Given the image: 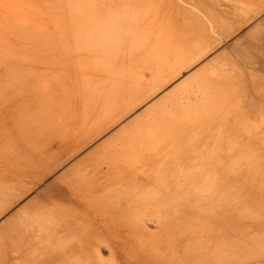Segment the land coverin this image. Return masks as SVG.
<instances>
[{"label":"rangeland","instance_id":"1","mask_svg":"<svg viewBox=\"0 0 264 264\" xmlns=\"http://www.w3.org/2000/svg\"><path fill=\"white\" fill-rule=\"evenodd\" d=\"M172 1L173 0H0V13L5 11V15L4 13L0 14V154H2V156L8 154L7 156H5V159L7 158L6 160L0 158V165L2 164L0 167V218L9 216L15 210H19L20 212V210H23L25 208L23 212H27V210L28 212H30L31 210L36 208L33 212H30L32 214H27L24 212L23 217H21V215L23 214L21 211V214L19 213L18 215V217H21V220L20 218L18 220L22 221L24 217L27 218L28 216L26 221L28 219H33V221L36 223H34L36 225L34 226L36 228H38L37 226H39L37 231H34L33 229L35 228L33 224V227L31 225L30 227L27 226L29 225V222L31 224V220H28L26 222L29 236L32 238L30 239V237L28 238L27 236V255L17 253L18 260H23L26 258L29 259L33 264H37V262L38 264H50L52 260H56V254L51 253H57L59 250H61V248L65 250V247L67 246L69 247L67 249L68 251L73 250L72 245L76 238L75 234L77 232L90 229L93 226H97L109 217H127L130 213H127V211L123 210V207L127 202H143L146 200L152 201L153 197V200H155V198L157 200L158 196L156 195L158 194L154 193L155 188L154 190H151V187L155 182L154 187H156V185L159 186L158 183L161 184L160 186L164 184L165 186L163 185V188H166V186H169L170 188L171 186V189L167 188L169 192L171 190L173 191V189L176 188L178 190V193H181L180 195H178L179 197L177 195H174L172 198H174L173 200L176 199L177 202H179L182 209L181 213L184 216H181V220L183 221L182 223L180 219L178 220L180 223L178 224L179 229L182 227L180 230L181 234H186V237H188L193 233L191 237H188L190 240L186 238V242L182 241V244L185 247L189 245L188 248L186 247L187 250L190 251L189 248L191 249V247L194 246H191V243L193 242L194 238L197 240L198 236L201 238L199 239L198 237L199 241H203V244L205 243L204 245H206L205 240L207 241V244H209L208 246L206 245L207 247L204 246L203 248L202 243L201 247L200 243L199 245L198 243H196V245L198 246L195 249H198V251L195 252H197V254L200 253L199 257H203L205 259H200L199 262L197 260H194L193 262H191L192 264H206L208 261L209 262L207 264H210V261L211 264L264 263V229L261 227V225L263 224V216H261L260 214H255L257 216L256 218L254 217L244 220V224L248 226L247 229L232 227H228L227 229H224V227L221 228L219 226L222 225L218 224L217 219H205L201 217L202 214H199V212H202L203 208L206 207V205L203 206V204L200 203H191L193 200V189L192 187L191 189L190 187H188L191 184L190 178L187 189L186 186H182V183H187L183 182L186 178L182 179V177L180 176L176 177L175 173H168L165 169H153L154 174L159 173L164 177V179L159 181L158 179L152 178V174L150 176H147V170H151L150 165L145 164L146 166L144 169H140L137 166V164L141 162L142 156H153L156 153V155L162 154V156H167V141L170 139L175 140L177 138H182L183 134L185 133V128L190 129V126L193 125L192 123L194 121L198 122L199 119H217L219 114H222L230 107V100L232 94L235 92H237L243 98V101L248 110H256V113H258L264 109V0ZM9 12L11 15H6ZM19 19L21 20L19 21ZM30 19L31 21H29ZM37 19L40 20L43 25ZM25 20L27 22H23ZM18 25L20 26V28L18 27ZM22 25L25 26L23 27ZM177 26L179 29L177 28ZM21 27L23 29H21ZM39 30H41V32ZM10 31L12 32L10 33ZM131 36L133 37L132 39ZM9 38H12L13 41ZM126 38H128L129 41ZM260 39H263V42ZM1 41H4L5 43ZM131 44L133 47L129 50V46ZM104 47H108L110 52L107 48L106 50H104ZM58 50L61 51L58 52ZM193 50H196V53ZM187 51L188 53H186ZM190 51L195 56V59L193 58V61L197 60L198 56L200 58L203 54L204 57H202L201 60H197V63L194 62L195 64H192L191 62L193 61H187L188 59L192 58V56H190L192 55ZM199 52L200 55L198 54ZM205 52L208 53L205 54ZM139 56L141 58H139ZM92 58L94 59L92 60ZM138 58L141 60H138ZM184 59L187 61V64L185 63L184 66H190L189 63L193 65V67H189V70L183 66L182 61L184 62ZM111 60L113 61V63ZM74 62L76 63L73 64ZM118 62L121 63L118 64ZM122 63H124L125 65ZM178 64L180 68L177 67ZM176 67L177 69H179L177 70ZM73 69L75 72L73 71ZM174 69L177 70V72H180L181 69H183L184 71H181L182 73L178 75V78H176V76H172V78L174 79H171L172 81L165 84L166 86L163 87L162 84H164V81L168 79L170 80L171 78V76L170 78H168V76L166 79L165 77L168 75L170 70L173 71ZM175 70L174 73H171L177 74ZM191 71H193V73L191 74L193 76L191 77L190 75L189 79L186 82L175 87L176 81L182 76L189 74ZM78 72L80 75L78 74ZM108 72L109 74L111 73L112 75L113 73L114 75H108ZM82 74H86L87 76L89 75V78L92 77V74L93 77L95 76L94 78H96V80L93 82L94 79L92 80L90 78L88 82V77L86 75L82 76ZM94 74L99 75L97 76ZM119 74L121 75V77L119 76ZM81 76L84 78H81ZM103 76H107V78L111 77V81L113 80V82L108 80L110 78H106L107 82H105L106 79ZM73 77L76 79H74ZM63 78L66 79L65 81L68 80L67 82L62 81L65 83L64 86H62L63 83L60 82L61 80H63ZM79 78H81L80 82L78 80ZM114 78L116 80L118 79L117 82L124 81L125 83L122 82L123 84L121 85L120 83L116 84ZM82 79L84 80V85L82 83ZM98 80L102 81L99 82V85H97L98 83L96 84L98 87H102L103 85L108 87L112 83L111 87L114 86L115 88L111 89H113V93L117 92V94L114 93L116 97H114V95L112 94V90L109 92L108 89H110V86L107 89L105 87L103 89L105 92H107V96L103 94L104 91L101 89V87L96 88L94 84L95 82H98ZM90 81H92L93 84ZM54 82H57V84L59 85L57 86V88L60 91L56 88V86L54 85L56 83ZM77 82L79 83V85ZM52 84L54 86L53 88ZM86 84L88 85L87 87L92 85V88L90 87L89 89H87V87H84L86 86ZM65 85L67 87V89H65L67 93L70 89V85L74 86L71 87L72 89L78 88L77 92L75 89L72 90L75 92H72L70 90V94L68 93V95L66 94V91L63 90L62 92L65 91V93L62 94L66 95H64L65 97H67V99L65 98L66 100L62 99L64 98V96L61 95L60 89H64L63 87H65ZM122 85H124L123 87H125V89L123 87L117 88ZM160 85H162V87L161 90L159 89L158 91V88L156 87H159ZM82 86L84 87L83 91L88 92V95L90 93V96H95L90 97L87 95V93L85 94L83 91L80 92L81 88L79 87ZM38 88L40 89V91ZM54 88L57 90H55ZM93 88H95L96 91L101 89L102 92H92ZM51 89L55 91L52 92ZM114 89H116V91H114ZM119 89H124L123 91H127L129 94L127 92L121 93ZM153 89H155L156 92L158 91V93H152L151 96L149 94L150 92H154ZM90 90L91 92H89ZM78 91L80 93H78ZM71 93H73V97ZM162 93H164V97L160 95ZM77 94H81L82 97L78 95V99ZM111 94L112 96H110ZM36 95L37 97L35 99L34 97ZM74 95L76 96L75 98L77 99V101L80 100V97L84 99L82 100V105H78L80 104L81 100L79 102H76V100H74V103ZM102 95L103 98H101ZM38 96L42 97L39 98ZM83 96L86 98H83ZM109 96L110 98H114L110 99ZM157 96L161 97L160 100L162 99V102L159 101L160 103H158L159 99ZM28 97H32L30 98L31 100L28 101ZM43 97H45V99ZM147 97L149 98L147 99ZM94 98L101 99H96L98 101H95ZM107 98L111 101H108V107L106 106L107 104H105L106 107L98 105L97 102L103 105L106 102ZM156 98L157 100H155ZM71 99L73 102H71ZM93 99L95 102L93 101ZM60 100H62V102ZM88 100L90 102H93L86 103L87 108L82 109V107L85 105V101L87 102ZM102 100L104 101V103H102ZM136 100L138 101L136 102ZM44 101H46L47 104ZM52 101L55 103L54 109L53 105L51 104ZM59 101L60 103H58ZM131 101L136 102L133 105L138 103L140 105H137L138 107L136 106V109L133 108L134 110H132V107L134 106L131 105ZM141 101L142 103H140ZM63 102H65L64 105L66 106L64 107L66 111L68 109H71L70 111L68 110V112L65 111L66 113H69V115L65 114V112H63V114L61 113V110H65L61 109V107L63 106ZM128 102H130V104ZM153 102L154 105L152 107L151 105L153 104ZM49 103L51 105H49ZM68 103L72 104L70 105V108H68ZM94 103L95 105H93ZM96 103L97 107H95ZM125 103H128L126 107H124ZM22 104L23 106H21ZM40 104L42 107L40 106ZM58 104H61V107ZM91 104L92 108L90 110L89 107L91 106ZM56 105H58L61 110H59L58 106ZM34 106L38 107L34 109ZM148 106L151 109H149ZM123 107L125 108L124 111ZM37 108H39V110L40 108H42L40 110V112L42 111L41 114L40 112L36 113ZM45 108L49 109L46 110ZM55 108L58 110H55ZM141 108L145 109L143 110V114L139 112V110H142ZM30 109H32V112ZM72 109H74L73 112ZM81 109L83 112L81 111ZM29 110L30 113H28ZM88 110H90L89 113L87 112ZM128 110L129 112L131 111V113H129ZM158 110H163L164 113L158 116L160 114L156 113ZM50 111L53 113H51ZM126 111L128 112L127 115L125 114L127 113ZM135 111L139 112L140 114ZM26 112L28 114L25 115ZM33 112L36 114H34ZM74 112L77 116L74 114ZM90 112H95L94 115L96 113L99 115L96 114L94 116L92 115L93 113L91 114ZM72 113L74 114V118ZM58 114L60 115V117L58 116ZM80 114L86 116L81 117L82 115ZM87 114H89V116ZM123 114H125V116ZM141 114L142 116H140ZM39 115H41V117H39ZM48 115L52 120L48 118ZM53 115L56 117H54ZM63 115L66 118H68L69 116V118L65 119ZM121 115H123V118L121 117ZM137 115H139L141 118L136 119L135 117H137ZM128 118H135L136 120L133 121L132 119L133 123L132 121L130 123H132L133 125L129 123L131 126L127 125V128V126H125V123H128L130 121L128 120ZM26 119L28 120V122L31 121L29 122V125L27 124L28 128L29 126H31V131L32 125L34 123L35 126H33V128L36 127L37 129H33V131L36 130L35 132H29L32 135L34 133L36 139L34 138V136L32 138V135L29 134V136H26L28 137L27 139H29L27 142L24 140V132H28L27 127H25L27 125L24 122L26 121L27 123ZM37 119L40 122L36 121ZM44 119L48 120L44 122ZM154 119H156L155 123L153 121ZM157 119H160V123L157 122ZM18 120L22 122H18ZM41 121L47 123L51 127L46 124L44 125L43 123H41ZM113 121L116 123L113 124ZM145 121H147V123ZM41 124L42 127H40ZM52 124L54 125V128ZM143 124H145L144 127ZM78 125H80L81 127ZM45 126L48 127V129H46ZM24 127L26 131L23 130ZM17 128H22L23 131ZM42 129L44 130V132H41ZM45 129L47 133L45 132ZM58 129L60 131H58ZM19 130L22 132H20L21 134L24 133L22 135L24 138L19 133ZM38 130H40V132L43 134H41ZM56 132H59V136ZM35 133L41 135L38 136V134ZM116 133L119 136L116 135ZM113 135H115V139L111 138L113 137ZM12 136H14V141L10 139L13 138ZM51 136H53L54 138ZM5 137L9 138V140L4 139ZM15 137L17 139H15ZM3 140H8L10 144L4 143L5 141ZM120 145H122L123 147ZM134 145H139V149L137 148L136 152H133V150H131L132 147L135 148ZM117 146L118 148L116 149L115 147ZM15 147H18L17 150L15 149ZM119 147L121 148V150L122 148L123 150H131L132 152H130V154H134V156L132 155L133 160H128L129 158H126L127 154L125 153L128 152L126 150L124 156H121L122 152ZM107 151L109 152V154L112 153L113 155L115 153L121 152L119 156L125 157V160H123L124 158H118L119 156H113L112 154L110 155H112L113 157L109 154L107 155ZM4 152L6 153L4 154ZM102 152H105V154H103ZM91 153L92 155H90ZM94 153H97L98 155ZM102 155H104V158ZM90 156H94V158H101H95L96 160L94 158L91 159L93 161L95 160V162L92 163L94 166L91 165L90 169H88L89 166H87L86 163L88 162L87 160H90ZM116 157L120 159V164L118 163ZM162 158L164 160V157ZM107 159H113V161L116 162V167H114L117 170L114 167L109 168L107 166ZM100 162H102V165H100ZM122 165L124 166L122 167ZM98 167L99 170L97 169ZM132 168L134 169V171ZM83 169H85L86 171L79 172ZM94 169H97L98 171L96 170L95 174H92L93 177H91L89 181V174L86 172L88 170L92 171ZM111 171L114 173H112ZM107 173L110 174L108 175ZM81 174L85 179L81 177V179L78 178V176H82ZM61 176H65L66 179L62 178ZM60 177L62 178V181ZM73 177H76L78 179L74 181L75 183H71L74 179ZM112 177L114 178L112 179ZM151 178L155 181L152 182ZM172 178L175 179V183L174 181H172ZM166 179L167 181H165ZM85 181H87L86 184L84 183ZM169 182L171 183L169 184ZM165 183L169 185H166ZM55 184L59 186L57 188H66L68 197L65 200L61 201L57 199V195L59 196L57 191H53L52 193H50V196L46 195L48 197H46L48 200H46V198L37 200L39 195L45 193V189ZM179 185L184 187V189H182V187H180ZM163 188L157 187L158 191L162 192V194L165 193L166 190L165 189L163 191ZM186 189L188 191H185ZM168 190L166 192L167 194L169 193ZM152 192L153 194H151V196L148 195ZM53 194L57 195L54 196ZM182 195V200L184 201L180 200V197ZM184 195H187L186 199ZM59 198L64 197L59 196ZM169 198L171 197H168L166 199L170 200ZM187 200L189 201L188 203ZM33 202L35 206L33 204V206L31 205V203ZM37 202L38 204L40 203V205H38ZM183 203L186 207L182 205ZM191 204H193L194 207H192L193 205ZM196 204H198V206ZM190 207L194 210L190 209ZM43 209L44 211H42ZM50 210L52 212H50ZM185 210H187L188 212ZM183 212H185V214L187 215H185ZM165 213L170 214V216L173 215L169 212ZM31 215H33V217H31ZM131 216L132 215L130 214V217ZM133 216H135V214ZM162 216H168L170 218V216L164 214V212L162 213ZM193 216L196 218L193 219ZM214 216L215 214H213L212 217ZM183 218H185V220L190 219L188 224L186 222V226H181L185 222ZM20 221H17V227L15 231L18 243L19 240L20 243L23 242L26 237H24V233L21 232L22 224ZM193 221L196 222H194L193 224ZM198 221L200 224L197 223ZM211 222H213L214 224ZM226 222L228 224L230 223V221ZM231 223H233V221H231ZM208 224H212V226L208 228ZM68 225H72L70 230H72L73 232H68ZM146 225V227L153 232H155V229H157L156 226H154L153 222L148 221ZM257 225H259L260 227H257V229H255ZM40 227L45 228L44 230H46V233L45 231L43 232V228ZM190 227L191 229H189ZM199 227L202 228V230H199ZM208 229H210L209 233L211 234L207 235L208 237L205 235V237L202 233L208 232ZM196 230H199L195 234V236L197 237L194 236ZM223 231H225V234L227 233V238L226 235L224 236V242L227 243V246L224 245V249L226 246V249L228 250H226L224 253L228 254L224 255L222 253V256H220L219 253L221 251L219 248V244L220 238H222L221 234L224 233ZM240 232H248L250 234L241 235ZM33 235L36 237H34ZM35 238L36 240L38 239L37 243L34 242L36 241L34 240ZM211 240L214 241L211 242ZM32 241L35 244H32ZM63 242L64 245L62 246ZM209 242H211V244L213 245L212 248ZM66 243L68 244L66 245ZM50 248L51 250H49ZM45 249L48 250L45 251ZM209 249H212V252L209 251ZM67 250L65 252L68 253L67 257H69V252ZM107 250L108 249L103 248L102 251L103 254L105 253V258H108L109 256V251L107 252ZM206 250H208V252H211V254L206 255ZM43 252H48V256L46 254H43ZM72 254L74 253L70 251L71 257L73 258L75 256V259L72 260L76 261L79 256L76 254ZM194 256H192V259H196L197 255L195 257ZM43 258H45L46 262H44V260H41ZM37 259L38 261H36ZM79 262H81V259L79 260ZM110 263V261L109 263L107 262V264Z\"/></svg>","mask_w":264,"mask_h":264},{"label":"bare ground","instance_id":"2","mask_svg":"<svg viewBox=\"0 0 264 264\" xmlns=\"http://www.w3.org/2000/svg\"><path fill=\"white\" fill-rule=\"evenodd\" d=\"M174 1V0H173ZM172 1V2H173ZM170 3H171V1H170ZM169 4V3H168ZM168 4H167V6H168ZM174 4V3H173ZM171 6H173V5H171ZM166 9H168V8H166ZM172 10H173V8H172ZM1 11V10H0ZM8 11V10H7ZM175 11V10H174ZM5 12V11H4ZM4 12H1V13H4ZM97 12H99V11H97ZM168 12V11H167ZM0 13V14H1ZM7 13V12H6ZM170 13V12H169ZM10 14V12L8 13V14H6V15H9ZM95 14V13H94ZM4 15H5V13H4ZM11 15V14H10ZM97 15V14H96ZM95 15V16H96ZM1 16V15H0ZM18 16V15H17ZM16 16V17H17ZM20 16V15H19ZM171 16V15H170ZM3 17V16H2ZM23 17V16H22ZM95 18H97V17H95ZM21 19H24V18H21ZM21 19H19V21L21 20ZM39 19V18H38ZM37 19V20H38ZM5 20V19H4ZM14 20V19H13ZM2 21H3V19H2ZM18 21V20H17ZM29 21H31V19L29 20ZM39 22H41L40 20H38ZM23 22H27L26 20L25 21H23ZM35 22V21H34ZM180 22V21H179ZM31 23V22H30ZM42 23V22H41ZM13 24H15V23H13ZM12 24V25H13ZM40 24V23H39ZM1 25V24H0ZM4 25V24H3ZM27 25V24H26ZM41 25V24H40ZM42 25H43V23H42ZM183 25V24H182ZM6 26V25H5ZM15 26V25H14ZM23 27L25 26V25H22ZM34 26H35V24H34ZM18 27L20 28V26L18 25ZM40 27V26H39ZM36 28V27H35ZM177 28H178V26H177ZM7 29V28H6ZM21 29H23L22 27H21ZM33 29V28H32ZM40 29V28H39ZM179 29V28H178ZM15 30V29H14ZM20 30V29H19ZM216 30V29H215ZM16 31V30H15ZM23 31V30H22ZM22 31H19V32H22ZM25 31V30H24ZM40 32H41V30H39ZM43 31V30H42ZM182 31H183V29H182ZM185 31V30H184ZM214 31V30H213ZM12 31H10V33H11ZM26 32V31H25ZM116 32V31H115ZM114 32V33H115ZM121 32V31H120ZM119 33V32H118ZM117 33V34H118ZM123 33V32H122ZM183 33V32H182ZM21 34V33H20ZM25 34V33H24ZM124 34V33H123ZM23 35V34H22ZM113 35V34H112ZM135 35V34H134ZM10 36H12V35H10ZM121 36V35H120ZM127 36V35H126ZM125 36V37H126ZM263 36V35H262ZM99 37H101V36H99ZM103 37V36H102ZM106 37V36H105ZM109 37V36H108ZM135 37V36H134ZM133 37L131 36V39H132ZM9 39H11L12 40V38H9ZM29 39H30V37H29ZM109 39V38H108ZM119 39H121V38H119ZM128 41H129V39L128 38H126ZM264 39V38H263ZM263 39H260L261 41L263 40ZM115 40V39H114ZM126 40V41H127ZM259 40V41H260ZM8 41V40H7ZM13 41V40H12ZM102 41V40H101ZM109 41V40H108ZM125 41V42H126ZM131 41V40H130ZM137 41V40H136ZM135 41V42H136ZM260 41V42H261ZM1 42H4V41H1ZM118 42V41H117ZM132 42V41H131ZM263 42V41H262ZM261 42V43H262ZM5 43V42H4ZM106 43V42H105ZM128 43V42H127ZM257 43V42H256ZM264 43V42H263ZM262 43V44H263ZM122 44V43H121ZM133 44H135V43H133ZM126 45V44H125ZM104 46V45H103ZM102 46V47H103ZM131 46V47H130ZM129 46V50H130V48H132L133 46H132V44ZM105 48V47H104ZM107 49H108V47H106ZM106 48L104 49V50H106ZM114 48V47H113ZM124 48H126V47H124ZM99 49H101V48H99ZM119 49H121V48H119ZM128 49V48H127ZM182 49V48H181ZM261 49V48H260ZM103 50V49H102ZM103 50V51H104ZM109 50V49H108ZM107 50V51H108ZM183 50V49H182ZM192 50V49H191ZM57 51V50H56ZM61 50H58V52H60ZM116 51V50H115ZM122 51H124V50H122ZM194 51V50H193ZM198 51H200V50H198ZM63 52V51H62ZM61 52V53H62ZM109 52H110V50H109ZM119 52V51H118ZM185 52V51H184ZM191 52V51H190ZM190 52H189V54H190ZM195 53H196V50L194 51ZM115 53V52H114ZM186 53H188V51L186 52ZM208 52H205V54H207ZM56 54V53H55ZM191 54L192 55H190V56H192V58H190V59H188L187 57V61H189V62H191V61H193V58L195 59V56H194V54L191 52ZM199 55H200V52L198 53ZM198 54H196V55H198ZM110 55V54H109ZM113 55V54H112ZM186 55H188V54H186ZM202 55V54H201ZM93 56V55H92ZM116 56H118V55H116ZM202 57H204V54L199 58V56H198V58H197V56H196V58H197V60H201V58ZM139 58H141L140 56H139ZM138 58V60H141V59H139ZM94 58H92V60H93ZM113 59H114V57H113ZM116 59H118V58H116ZM124 59V58H123ZM122 59V60H123ZM136 59H137V57H136ZM184 59V60H185ZM89 60V59H88ZM182 61V63H183V66H184V64L186 63L187 64V61ZM197 60H194L193 62H191L192 64H195V63H197L198 61ZM110 61V60H109ZM112 61V60H111ZM137 61V60H136ZM197 61V62H196ZM116 62V61H115ZM122 62H125V61H122ZM195 62V63H194ZM63 63V62H62ZM70 63V62H69ZM76 62H74L73 64H75ZM78 63V62H77ZM112 63H113V61H112ZM119 63H121V62H118V64ZM207 63H209V62H207ZM91 64V63H90ZM122 64H124V63H122ZM137 64V63H136ZM181 64V63H180ZM192 64H190L189 63V65L190 66H188V65H186V66H184L186 69H188L189 70V67L191 68V66L193 67V65ZM59 65V64H58ZM71 65H72V63H71ZM112 65V64H111ZM115 65V64H114ZM125 65V64H124ZM68 66V65H67ZM76 66V65H75ZM75 66H73V67H75ZM120 66H121V64H120ZM182 66V65H181ZM187 66H188V68H187ZM177 67H179V64H178V66ZM177 67H176V69H177ZM180 68V67H179ZM178 68V69H179ZM71 69H72V67H71ZM76 69V68H75ZM106 69H108V68H106ZM177 69V70H178ZM175 70V69H174ZM174 70L172 71V70H170L169 71V73H168V75L165 77V79L168 77V78H170V76H171V78H170V80L168 79V80H166V81H168V82H166V81H164V84H162L163 85V87L164 86H166L165 84H167V83H169L170 81H172L171 79H174V78H172V76L173 77H175L176 76V78H178V75L180 74V73H182L181 71L183 70V69H181L180 70V72H177V70H175V72H177V74H172V73H174ZM68 71V70H67ZM72 71V70H71ZM73 71H74V69H73ZM80 71V70H79ZM184 71V70H183ZM186 71V70H185ZM75 72V71H74ZM81 72V71H80ZM110 72V71H109ZM109 72H108V75H111V73L109 74ZM111 72H113V71H111ZM172 72V73H171ZM67 73V72H66ZM69 73H70V71H69ZM73 73V72H72ZM78 74H79V72H78ZM88 74V73H87ZM117 74V73H116ZM184 74V73H183ZM76 75V74H75ZM80 75V74H79ZM84 75H86V74H84ZM83 74H82V76H84ZM89 75H90V73H89ZM88 75V76H89ZM94 75H97V74H94ZM99 75V74H98ZM97 75V76H98ZM101 75V74H100ZM102 75H105V74H102ZM112 75H114L113 73H112ZM111 75V76H112ZM182 75V74H181ZM191 75V74H190ZM61 76V75H60ZM63 76V75H62ZM81 76V78H84V77H82ZM87 76V75H86ZM87 76V77H88ZM91 76L93 77V75L91 74ZM119 76L121 77V75L119 74ZM193 75H191V77H192ZM74 77H78V76H74ZM73 77V78H74ZM92 77H90L92 80H93V82L96 80V78H92ZM100 77V76H99ZM103 77H105V79L107 78V76H103ZM114 77V76H113ZM117 77V76H116ZM186 77H188V76H186ZM185 77V78H186ZM209 77V76H208ZM224 77H225V75H224ZM81 78H79L78 80H79V82H80V80H81ZM90 78L88 77L87 79H88V82H89V80H90ZM108 78H110V79H108ZM107 79L109 80V81H111V77H108ZM176 78H175V80H176ZM183 78V77H182ZM181 78V79H182ZM184 78V79H185ZM217 78V77H216ZM62 79V78H61ZM71 79H72V77H71ZM74 79H76V78H74ZM73 79V80H74ZM101 79V78H100ZM107 79H106V81L105 82H107ZM113 79V78H112ZM115 79V78H114ZM119 79H121V78H119ZM60 80V79H59ZM58 80V81H59ZM66 79H64L63 78V80H61L60 82H62V81H65ZM70 80V79H69ZM73 80H71V81H73ZM103 80V79H102ZM118 80V79H117ZM117 80L115 79V81H116V84L117 83H120V85L121 84H123L122 82H124V81H119V82H117ZM122 80H123V77H122ZM188 80V79H187ZM32 81V80H31ZM68 81V80H67ZM67 81H65V82H67ZM75 81V80H74ZM77 81V80H76ZM108 81V82H109ZM114 81V82H115ZM84 82V80L82 79V83ZM87 82V83H88ZM90 82H92V81H90ZM93 82H92V84H93ZM99 82H102V81H100V80H98V82H95V87L96 88H100V87H98L97 85H99ZM111 82H113V80L111 81ZM166 82V83H165ZM182 82V81H181ZM27 83V82H26ZM54 83H56L57 84V82H54ZM63 83V85L62 86H64V82H62ZM69 83H71V82H69ZM72 83H74V82H72ZM76 83V82H75ZM78 83V82H77ZM98 83V84H97ZM110 83V82H109ZM125 83V82H124ZM183 83V82H182ZM56 84H54L55 86H56V88H57V86H59L58 84L56 85ZM89 84V83H88ZM97 84V85H96ZM112 84V83H111ZM111 84L109 85L110 86V89H108L109 90V92L111 91L112 92V94L114 95V93H116L117 94V92H114L113 93V89H111V88H115L113 85V87H111ZM180 84V83H179ZM24 85H27V84H24ZM31 85V84H30ZM78 85H79V83H78ZM83 85H84V83H83ZM91 85V84H90ZM93 85V86H94ZM102 85V84H101ZM119 85V84H118ZM162 85H160L159 87H156V88H158V91H159V89L161 90V87H162ZM29 86V85H28ZM62 86H60V87H62ZM68 86V85H67ZM73 86V85H72ZM71 85H70V89L68 90V93L70 92V90L72 91V90H74V89H72L71 87H72ZM81 86V85H80ZM88 85L86 84V86H84V87H87ZM92 86V85H91ZM91 86H89V87H87V89H89ZM108 86V87H109ZM115 86H117V85H115ZM124 85H122V86H119V87H117V88H121V87H123ZM177 86V85H176ZM175 86V87H176ZM51 87V86H50ZM54 86H53V84H52V88H53ZM59 87V88H60ZM65 87H66V85H65ZM65 87H63L64 89H62V88H60L61 89V95H63L62 93H65V89H67V87L65 88ZM74 87V86H73ZM78 87V86H77ZM76 87V88H77ZM84 87L82 86V87H79V88H81V91L80 92H82L83 90H84ZM103 87V88H102ZM101 87V89L103 90L104 89V87L107 89L108 87H106V86H102ZM25 88H27V87H25ZM42 88V87H41ZM92 88V87H91ZM116 88V89H117ZM124 89H125V87H123ZM33 89V88H32ZM39 89V88H38ZM50 89V88H49ZM55 89V88H54ZM58 89V88H57ZM57 89H55V90H57ZM86 89V90H87ZM101 89H99L98 91H101ZM105 89V90H106ZM116 89H114V91H116ZM124 89H119L120 91H121V93L123 92V93H126L127 91H123ZM35 90V89H34ZM52 90V89H51ZM55 90H52V92L53 91H55ZM59 90V89H58ZM63 90H65L64 92H62ZM76 90V92H77V90H78V88L77 89H75ZM80 90V89H79ZM118 90V89H117ZM126 90H127V88H126ZM131 90V89H130ZM130 90H129V92H130ZM154 90V92H150V94L149 95H151L152 96V93L154 94V93H158V91L156 92V90L155 89H153ZM152 90V91H153ZM39 91H40V89H39ZM42 91V90H41ZM46 91V90H45ZM60 91V90H59ZM98 92V91H96L95 90V88H93L92 89V92ZM104 91V90H103ZM44 92V91H43ZM42 92V93H43ZM72 92H75V91H72ZM79 91H78V93H80ZM85 94L87 93V95H88V92H85V91H83ZM89 92H91V90L89 91ZM102 92V91H101ZM142 92V91H141ZM60 93V92H59ZM68 93H67V91H66V94L68 95ZM100 93V92H99ZM119 93V92H118ZM128 93V92H127ZM145 93V92H144ZM48 94V93H47ZM46 94V95H47ZM56 94V93H55ZM58 94V93H57ZM70 94V93H69ZM72 94V97H73V93H71ZM85 94H84V96H85ZM94 94V93H93ZM96 94V93H95ZM98 94V93H97ZM103 94L105 95V96H107V92H103ZM112 94L110 95V96H112ZM129 94V93H128ZM49 95V94H48ZM65 95V94H64ZM63 95V96H64ZM75 95H76V93H75ZM74 95V98L76 97ZM81 96V94H77V96ZM123 95V94H122ZM148 95V96H149ZM161 95V94H160ZM60 96V95H59ZM66 96V95H65ZM64 96V98H62V99H67V97H65ZM79 96L77 97L78 99H79ZM83 96V98H86V97H84ZM88 96H90V93H89V95ZM88 96H87V98H88ZM95 96V95H94ZM94 96H90V97H94ZM104 96V97H105ZM110 96H109V98H110ZM124 96V95H123ZM155 96V95H154ZM165 95L163 94V97H164ZM34 97V96H33ZM36 97H37V95L34 97L35 99H36ZM39 97V96H38ZM42 97V96H41ZM41 97H39V98H41ZM46 97V96H45ZM45 97H43L44 99H45ZM50 97V96H49ZM56 97V96H55ZM58 97V96H57ZM62 97V96H61ZM60 97V98H61ZM69 97H70V95H69ZM71 97V98H72ZM82 97V96H81ZM80 97V100H78L77 101V99L75 98V99H73V101L74 100H76V102H79L80 101V104H78V105H82L81 103H83V101L82 100H84V99H82ZM97 97V96H96ZM98 97H99V95H98ZM114 97H116V95H114ZM114 97H111L110 99H113ZM150 97V96H149ZM149 97H147V99L149 98ZM158 97V96H157ZM27 98V97H26ZM29 99H28V101L29 100H31L30 98H32V97H28ZM101 98H103V95H102V97ZM101 98H99V99H101ZM123 98V97H122ZM125 98H126V96H125ZM160 98L161 97H158V103H160L159 101H161L162 102V99L160 100ZM50 99V98H49ZM55 99V98H54ZM65 99V100H66ZM95 99V98H94ZM94 99H93V101H94ZM96 99H98V98H96ZM95 99V101H98V100H96ZM110 99L108 100V98H107V100H106V102L104 103V101L102 102V103H104L103 105L102 104H99V102H97L98 103V105H101L102 107H108V105L109 104H107V103H109L108 101H110ZM23 100V99H22ZM51 100H53V99H51ZM59 100V99H58ZM86 100V99H85ZM89 100H92V99H89ZM85 101V105L83 106V107H85V108H83L82 107V109H86L87 108V105H86V103H91V102H93V101ZM105 100V99H104ZM125 100V99H124ZM145 100H146V98H145ZM155 100H157V98L155 99ZM27 101V100H26ZM35 101V100H34ZM39 101V100H38ZM61 102H62V100H60ZM60 101L58 102V103H60ZM70 101V100H69ZM72 101V99H71V102H73ZM94 101V102H95ZM138 100H136V102H137ZM24 102V101H23ZM41 102V101H40ZM45 103H46V101H44ZM56 102V101H55ZM111 102V101H110ZM132 102V101H131ZM135 101L134 102H132L131 103V105H133L134 103H136ZM191 102H193V101H191ZM30 103V102H29ZM47 103H48V100H47ZM46 103V104H47ZM51 103V102H50ZM49 103V105H53V109H54V105H55V103L52 101V103L50 104ZM57 103V102H56ZM74 103H75V101H74ZM97 103H96V106L95 107H97ZM100 103H101V100H100ZM129 104H130V102H128ZM127 103V104H128ZM140 103H142V101L140 102ZM65 104V102H63V106L62 107H64V106H66V105H64ZM105 104H107L106 106H105ZM127 104L125 103V106L124 107H126L127 106ZM157 104V103H156ZM29 105V104H28ZM42 105H43V103H42ZM58 105H60V107H61V104H58ZM58 105H56V106H58ZM68 105H69V107H68ZM68 105H67V107L68 108H70L71 106L70 105H72V104H70V103H68ZM74 105V104H73ZM93 105H95V103L93 104ZM137 105H140L139 103L138 104H135V105H133L134 107H132V110H134L133 108H135ZM142 105V104H141ZM153 105H154V102H153V104L151 105L152 107H153ZM21 106H23V104L21 105ZM39 106V105H38ZM38 106H36V107H38ZM40 106H41V104H40ZM55 106V107H56ZM150 106V105H149ZM149 106H148V108H149ZM19 107H20V105H19ZM35 106H34V109L36 108ZM42 107V106H41ZM46 107V106H45ZM50 107V106H49ZM60 107L58 106V109L59 110H61V109H65V107L64 108H62L61 107V109H60ZM94 107V108H95ZM123 107V108H124ZM129 107H130V105H129ZM128 107V108H129ZM138 107V106H137ZM23 108V107H22ZM44 108V107H43ZM52 108V107H51ZM90 108V110H91V108H92V104H91V106L89 107ZM93 108V109H94ZM127 108V109H128ZM29 109V108H28ZM42 108H40V110H41ZM46 110H48L47 108H45ZM44 109V110H45ZM52 109V110H53ZM58 109H56L55 108V110H58ZM77 109H78V107H77ZM82 109H81V111H82ZM136 109V108H135ZM142 109V108H141ZM149 109H151V108H149ZM31 110V112H32V109H30ZM30 110H29V112L28 113H30ZM39 110V108H37V110H36V113L37 112H40V110ZM51 110V109H50ZM69 110V109H68ZM68 110L66 111V109L63 111V110H61V113L63 114V112H68ZM71 110V109H70ZM69 110V111H70ZM73 110L74 109H72V112H73ZM90 110H88L87 112L89 113V111ZM125 110V108L123 109V111ZM129 110H131V109H129ZM129 110H128V112H129ZM143 110H145V109H142V110H139V112L140 113H144V111ZM22 111V110H21ZM24 111V110H23ZM26 111V110H25ZM34 111V110H33ZM78 111V110H77ZM105 111V110H104ZM121 111V110H120ZM142 111V112H141ZM161 111V112H160ZM158 110L156 113H160L158 116H160L162 113H164L163 112V110ZM42 112V111H41ZM41 112H40V114H41ZM46 112V111H45ZM51 112V111H50ZM65 112V114H67V115H69V113H66ZM79 112V111H78ZM83 112V111H82ZM85 112V111H84ZM122 112V111H121ZM127 112V111H126ZM128 112L127 113H125L126 115L128 114ZM135 112H137V111H135ZM139 112H137V113H139ZM22 113V112H21ZM27 112L25 113V115L26 114H28ZM34 113V112H33ZM32 113V114H33ZM36 113H34V114H36ZM51 113H53V112H51ZM56 113H58V112H56ZM81 113V112H80ZM91 113V112H90ZM93 113V114H92ZM91 114L92 115H94V113L95 112H92ZM129 113H131V111L129 112ZM139 113V114H140ZM39 114V113H38ZM37 114V115H38ZM48 114V113H47ZM50 114V113H49ZM54 114H55V112H54ZM64 114V115H65ZM74 114H75V112H74ZM74 114L72 113V115H73V118H74ZM78 114V113H77ZM97 114V113H96ZM95 114V115H96ZM103 114V113H102ZM106 114V113H105ZM125 114H123L124 116H125ZM142 114L140 115V116H142ZM37 115H35V116H37ZM46 115V114H45ZM63 115V117L65 118V119H68L69 118V116H68V118H66L65 116ZM76 115V114H75ZM80 115H82V114H80ZM79 115V116H80ZM88 116H89V114H87ZM94 115V116H95ZM97 115H99V114H97ZM123 115H121V117L123 118ZM133 115H135V114H133ZM145 115V114H144ZM143 115V116H144ZM54 116V115H53ZM58 116L60 117V115L58 114ZM77 116V115H76ZM84 115H82L81 117H83ZM86 116V115H85ZM84 116V117H85ZM139 115H137V117H135L136 119H139V118H141ZM39 117H41V115H39ZM38 117V118H39ZM46 117V116H45ZM54 117H56V116H54ZM53 117V118H54ZM91 117V116H90ZM97 117V116H96ZM145 117V116H144ZM48 118L49 119H51V117H49V115H48ZM87 118V117H86ZM92 118H94V117H92ZM133 119V118H131V119H129L128 118V120H130L128 123H125V126H131L130 124H132L133 123V121L134 120H136V119ZM41 119V118H40ZM58 119V118H57ZM60 119V118H59ZM89 119V118H88ZM119 119V118H118ZM132 119H133V121H132ZM144 119V118H143ZM22 120H24V119H22ZM27 120V119H26ZM29 120H32V119H29ZM45 120V119H44ZM48 120V119H47ZM47 120H45L44 122H46ZM52 120V119H51ZM120 120V119H119ZM158 121V123H160L159 122V120L160 119H157ZM36 121H39L38 119L36 120ZM116 121V120H115ZM118 121V120H117ZM132 121V123H130ZM154 121V123H155V121H156V119H154L153 120ZM18 122H22V121H19L18 120ZM25 122V124L27 125H29V122H31V121H29L28 122V120H27V123H26V121H24ZM33 122H35V121H33ZM40 122V121H39ZM43 121H41V123H43L44 125L46 124V125H48L47 123H44ZM51 122V121H50ZM49 122V123H50ZM146 123H147V121H145ZM38 123V122H37ZM36 123V124H37ZM56 123V122H55ZM114 123H116V122H114L113 121V124ZM130 123V124H129ZM136 123V122H135ZM145 123V124H146ZM149 123V122H148ZM12 124V123H11ZM25 124H23V125H25ZM39 124V123H38ZM54 124V123H53ZM52 124V125H53ZM83 124V123H82ZM82 124H80V125H82ZM145 124H143V127H144V125ZM10 125V124H9ZM18 125V124H17ZM21 125V124H20ZM22 125V126H23ZM28 125L27 126H25V127H27V130H28V132L26 133V132H24L25 133V138L22 136L23 134H21L22 132L21 131H23V130H25V127H24V129L22 130V128L20 129V128H17V129H20L19 130V133L21 134V136L24 138V140L27 142L29 139H27L28 137H26V136H29V134L31 133V132H35L37 129H36V127H34L36 130L35 131H33V126H35V123L32 125V131H31V126H29V128H30V131H29V128H28ZM80 125H78V126H80ZM124 125V124H123ZM133 125V124H132ZM19 126V125H18ZM49 126V125H48ZM128 126H127V128H128ZM136 126H139V125H136ZM14 127V126H13ZM39 127V126H38ZM40 127H42V124L40 125ZM46 127V126H45ZM49 127H51V126H49ZM81 127V126H80ZM142 127V126H141ZM12 128V127H11ZM16 128V127H15ZM53 128H54V125H53ZM52 128V129H53ZM83 128V127H82ZM46 129H48V127H46ZM46 129H45V132H46ZM126 129V128H125ZM124 129V130H125ZM10 131H11V129H10ZM26 131V130H25ZM39 132H40V130H38ZM37 131V132H38ZM48 131V130H47ZM50 131H51V128H50ZM57 131V130H56ZM58 131H60L59 129H58ZM123 131V130H122ZM122 131H121V133H122ZM5 132V131H4ZM30 132V133H29ZM38 132V133H39ZM41 132H44V130L42 129V131ZM40 132V133H41ZM124 132V131H123ZM38 133H35V134H38ZM47 133V132H46ZM57 134H58V136H59V132H56ZM118 133V132H117ZM116 133V135H118ZM120 133V134H121ZM6 134V133H5ZM41 134H43V133H41ZM41 134H38V136H40ZM55 134V133H54ZM19 135V134H18ZM30 135H32V134H30ZM45 135V134H44ZM61 135V134H60ZM21 136H19V137H21ZM33 136H34V133H33V135H32V138H33ZM54 136V135H53ZM53 136H51V137H53ZM114 136L115 135H113V137H111V138H114ZM119 136V135H118ZM7 137V136H6ZM4 138V139H8L9 140V138ZM9 137V136H8ZM13 138H10V139H14V136H12ZM36 136H34V138H35ZM50 137V136H49ZM48 137V138H49ZM117 137V136H116ZM22 138V139H23ZM47 138V139H48ZM54 138V137H53ZM55 138H56V135H55ZM15 139H17L16 137H15ZM36 139V138H35ZM115 139V138H114ZM8 140H6V141H8ZM23 140V141H24ZM34 140V139H33ZM108 140V139H107ZM106 140V141H107ZM3 141H5V140H3ZM4 142V143H9V141L8 142ZM14 141V140H13ZM16 141V140H15ZM19 141V140H18ZM21 141V140H20ZM17 142V141H16ZM121 142V141H120ZM123 142H125V141H123ZM122 142V143H123ZM13 143V142H12ZM17 143H19V142H17ZM30 143V142H29ZM33 143V142H32ZM10 144V143H9ZM14 144V143H13ZM20 144V143H19ZM34 144V143H33ZM6 145V144H5ZM8 145V144H7ZM15 145H16V143H15ZM28 145V144H27ZM31 145V144H30ZM29 145V146H30ZM123 145V144H122ZM122 145H120V146H122ZM136 145V144H135ZM134 145V147L136 148H131V150H133V152H136V150H137V148L139 147V145L138 146H135ZM14 146V145H13ZM20 146V145H19ZM21 146H23V145H21ZM114 146V145H113ZM112 146V147H113ZM124 146V145H123ZM122 146V147H123ZM18 148V147H17ZM17 148L15 147V149L17 150ZM116 149L118 148V146L117 147H115ZM14 149V150H15ZM119 149L121 150V148L119 147ZM118 149V150H119ZM139 149V148H138ZM110 150V149H109ZM117 150V151H118ZM126 149H124L123 150V148H122V150H121V152H118V153H115L114 155L115 156H119L120 155V153H121V156L123 155L124 156V153L126 152V151H128V150H126ZM131 150H129L128 152H126L125 154H127L126 155V158L128 159V160H133V156H134V154H130V152H132ZM108 152V151H107ZM1 153V152H0ZM3 153V152H2ZM6 152H4V154H5ZM8 153V152H7ZM93 153V152H92ZM92 153L90 154V155H92ZM103 154H105V152H102ZM114 153V152H113ZM3 154V155H4ZM12 154V153H11ZM94 154H96V155H98L97 153H94ZM109 154V152L107 153V155ZM110 154H112V153H110ZM109 154V155H110ZM128 154H130V155H128ZM152 154V153H151ZM157 154V153H156ZM153 155V156H150V155H145V156H142V160H141V162L139 163V164H137V166L140 168V169H144L145 168V166L146 165H150L151 166V170H147L148 171V173H147V176H150L151 174H152V178H155V179H158L159 181L160 180H162V179H164V177L162 176V175H160L159 173H157V174H154L153 173V169H158V170H163V169H165V166L163 165V164H167L168 163V160L166 159V157L167 156H162V154H158V155ZM201 154H202V152H201ZM206 154V153H205ZM209 154V153H208ZM217 154V153H216ZM1 156H0V158L1 159H3V160H6L5 159V156H7L8 154H6L5 156H2V154H0ZM113 155V154H112ZM112 155H110V156H112ZM113 155V156H114ZM133 155V156H132ZM164 155V154H163ZM189 155H191V154H189ZM223 155H225V152H224V154ZM103 156V158H104V155H102ZM112 156V157H113ZM187 156V155H186ZM192 156V155H191ZM206 156H208L207 154H206ZM211 156V155H210ZM227 156V155H226ZM226 156H224L225 158H226ZM3 157V158H2ZM89 157V156H88ZM91 157V156H90ZM111 157V158H112ZM116 157V158H117ZM162 157H164V160H163V158ZM197 157V156H196ZM201 157H203V155L201 156ZM205 157V156H204ZM203 157V158H204ZM209 157V156H208ZM217 157H219V156H217ZM221 157V156H220ZM223 157V156H222ZM221 157V158H222ZM94 158V156H92L91 158H90V160H87L88 162L86 163L87 164V166H89V168L88 169H90V167H91V165H93L92 163L93 162H95V160L96 159H100L101 157H95L94 159V161L93 160H91V159H93ZM102 158V159H103ZM107 158V157H106ZM105 158V159H106ZM108 158H109V156H108ZM115 158V159H116ZM118 158H124L123 160H125V157H118ZM117 158V161H118V163H119V161H120V159H118ZM186 158V157H185ZM191 159V158H193V157H189L188 156V159ZM203 158H201V160L203 159ZM215 158V157H214ZM177 159V158H176ZM180 159H182V158H180ZM190 159L189 160H187L188 162L190 161ZM197 159V158H196ZM207 159V158H206ZM211 159L212 158H210V161H211ZM224 159V158H223ZM16 160V159H15ZM108 160V159H107ZM175 160V159H174ZM200 160V159H199ZM204 160V159H203ZM202 160V161H203ZM208 160V159H207ZM1 161V160H0ZM11 161V160H10ZM98 161V160H97ZM104 161V160H103ZM106 161V160H105ZM181 161V160H180ZM179 161V162H180ZM192 161H193V159H192ZM212 161H214V160H212ZM215 161H216V159H215ZM224 161H225V159H224ZM224 161H221V162H224ZM226 161H227V159H226ZM85 162V161H84ZM144 162V163H143ZM198 162V161H197ZM101 163V164H100ZM99 164L100 165H102V162H100ZM142 163V164H141ZM176 163H178V162H176ZM192 163V162H191ZM202 163H204V162H202ZM210 163V162H209ZM212 163V162H211ZM211 163L209 164V166L211 165ZM225 163V166L224 167H227L228 165V162H227V164H226V162H224ZM105 164V163H104ZM106 164H107V166L110 168V167H114L115 165H116V162H114L113 161V159H109L108 161H106ZM120 164V163H119ZM118 164V165H119ZM123 164H124V162H123ZM146 164V165H145ZM162 164V165H161ZM182 164V163H181ZM195 164H197V163H195ZM199 164V163H198ZM2 165V164H1ZM1 165H0V167H1ZM95 165H97V164H95ZM168 165V164H167ZM176 165V164H175ZM179 165V164H178ZM177 165V166H178ZM183 165V164H182ZM189 165V164H188ZM191 165H193V164H191ZM204 165H205V163H204ZM214 164H212L211 166H213ZM227 165V166H226ZM85 166V165H84ZM86 166V167H87ZM94 166V165H93ZM124 165H122V167H123ZM230 166V165H229ZM75 167V166H74ZM116 167V166H115ZM114 167V168H115ZM130 167V166H129ZM136 167V166H135ZM153 167V168H152ZM182 167H187L186 166V164H185V166H182ZM217 167V166H216ZM105 168H106V165H105ZM113 168V169H114ZM127 168V167H126ZM125 168V169H126ZM196 168V167H195ZM199 168H201V166L199 167ZM208 167H206V169H207ZM210 168H212V167H210ZM215 168V167H214ZM10 169V168H9ZM75 169V168H74ZM86 169V168H85ZM85 169H83L82 171L80 170L79 172H85L86 170ZM93 169V168H92ZM98 170H99V167L97 168ZM97 169H94V170H88V171H91V172H86V173H88L89 174V181H90V178L91 177H93L92 176V174H95V172H96V170ZM116 169V168H115ZM114 169V170H115ZM133 169V168H132ZM6 170V169H5ZM15 170V169H14ZM97 170V171H98ZM112 170V169H111ZM113 170V171H114ZM117 170V169H116ZM115 170V171H116ZM186 170H188V169H186ZM191 170V169H190ZM114 171V172H115ZM130 171H131V169H130ZM133 171H134V169H133ZM137 171V170H136ZM209 171H211L212 173L213 172H215L216 173V169L215 170H209ZM208 171V172H209ZM13 172V171H12ZM94 172V173H93ZM110 172V171H109ZM112 172V171H111ZM114 172H112V173H114ZM122 172V171H121ZM187 172V171H186ZM185 172V173H186ZM210 172V173H211ZM228 172H229V170H228ZM6 173V172H5ZM10 173V172H9ZM69 173V172H68ZM67 173V174H68ZM74 173V172H73ZM72 173V174H73ZM125 173V172H124ZM209 173V175H207V176H209V178H210V174ZM12 174V173H11ZM77 174H78V172H77ZM80 174V173H79ZM88 174H86V175H88ZM105 174V173H104ZM108 174V173H107ZM110 174V173H109ZM108 174V175H109ZM121 174H123V173H121ZM188 174H189V171H188ZM201 174H203V173H200V175ZM208 174V173H207ZM228 174V173H227ZM62 175V174H61ZM82 175V174H81ZM119 175V174H118ZM118 175H117V177H118ZM129 175V174H128ZM178 175V174H177ZM199 175V176H200ZM213 175H214V173H213ZM212 175V176H213ZM16 176V175H15ZM101 176V175H100ZM111 176V175H110ZM211 176V177H212ZM218 176H219V174H218ZM62 178H65L66 179V177L65 176H61ZM60 177V179H61V181H62V178ZM69 177H71V176H69ZM83 178V179H85L84 177H83V175L82 176H78V178ZM114 177H116V176H114ZM114 177H112V179L114 178ZM121 177V176H120ZM68 178V177H67ZM74 178V177H73ZM80 178V179H81ZM151 178V179H152ZM169 178H171V177H169ZM168 178V179H169ZM180 178V177H179ZM208 178V179H209ZM215 178H217V175H216V177ZM87 179H88V176H87ZM86 179V180H87ZM173 179V178H172ZM172 179H170V180H172ZM182 179H183V177H182ZM189 179V178H188ZM191 179V178H190ZM207 179V180H208ZM211 179V178H210ZM76 180H78L76 177L72 180V182L71 183H75L74 181H76ZM169 180V181H170ZM175 179H173L172 181H174ZM179 180V179H178ZM202 180V179H201ZM216 179H214L213 178V181H215ZM66 181V180H65ZM68 181H70V180H68ZM84 181V180H83ZM88 181V180H87ZM87 181H85L84 183L86 184L87 183ZM153 181H155V180H153L152 179V182ZM165 181H167V179L165 180ZM180 181V180H179ZM188 181V180H187ZM204 181H205V178H204ZM218 181V180H217ZM67 182V181H66ZM162 182V181H161ZM160 182V183H161ZM184 183H185V181H183ZM189 182V181H188ZM187 182V183H188ZM199 182V181H198ZM201 182V181H200ZM208 182V181H207ZM157 183V182H156ZM163 183V182H162ZM171 182H169V184H170ZM174 183H175V181H174ZM179 183V182H178ZM66 184V183H65ZM109 184V183H108ZM166 184V183H165ZM169 184H166V185H169ZM173 184V183H172ZM196 184V186L198 185V184H200V183H195ZM194 184V185H195ZM202 184V183H201ZM207 184V183H206ZM213 184H215L216 185V182L214 183L213 182ZM213 184H211V185H207V187H210V186H212ZM81 185V184H80ZM102 185V184H101ZM158 185L160 186L161 184H159L158 183ZM164 185V184H163ZM163 185L162 186H160L161 188H163ZM174 185V184H173ZM172 185V186H173ZM183 185H187L186 183L185 184H183L182 183V186ZM192 185V184H191ZM215 185H213V186H215ZM57 186V185H56ZM155 186V182H154V185L152 186L153 187V189H152V187H151V190H154V188H155V191H156V189H157V187L158 188H160L159 186H157L156 185V187H154ZM165 186V185H164ZM180 186V185H179ZM182 186H180V187H182ZM201 187V185H198L197 187ZM203 186V185H202ZM77 187H79V186H77ZM176 187H177V185H176ZM179 187V188H180ZM188 187H190V189H191V186L189 185ZM188 187L186 186V188L188 189ZM195 187V186H194ZM205 187H206V185H205ZM167 188H169V186L167 187L166 186V188L164 187L163 188V191L165 190V193L167 192ZM192 188H193V186H192ZM196 188V187H195ZM169 189H171V186H170V188ZM182 189H184V187H182ZM185 190V191H188V190ZM190 189H189V191H190ZM194 189V188H193ZM208 189V188H207ZM211 189V188H210ZM150 190V191H151ZM159 190H162V189H159ZM197 190V189H196ZM53 191H57L58 192V194H59V196H61V197H66V192L63 190V188H57V187H55V186H50L49 188H47V189H45V193L43 194V195H39L38 196V198H37V200L39 199V200H41V199H44L45 198V196L46 195H50V193H52ZM154 191V193H156V194H158V195H156V196H158V198H157V200H156V198H155V200H153V198H152V201L150 200H146V198H145V200L146 201H143V202H137V201H129V202H127L126 203V205H124V207H123V210H125V211H127V213H130L132 216L130 217V214L127 216V217H119V218H113V217H109V218H106V220H104V221H102L101 222V224H99V225H97V226H93L92 228H90V229H87V230H82V231H79V232H77L75 235H76V238H75V240H74V243H73V250H67L69 247L67 246V247H65L66 249L64 250V249H62L61 248V250H59L57 253L56 252H53V253H51V254H56V256H55V259L57 260V261H59L60 262V264H107V262L109 263V261L111 262V263H113V264H192L191 262H193L194 260H197L198 262L200 261V259L201 260H204L205 258H201V257H199V254H197V252H195V251H198V249L196 250L195 248H197V246L199 245V243H200V247H201V243L203 244V241H199V239H201L199 236V239H198V237L197 236H195V234H196V232L197 231H199V230H202V228H198L199 230H196L195 231V233H194V236L195 237H197V240L194 238V240H193V242L191 243L192 245L191 246H193V247H191V249L189 248V250L190 251H188L187 250V248L189 247V245L188 246H184L183 244H182V241H185L186 242V238L188 239V240H190L188 237H191V235H193V233L190 235V236H188V237H186V234L185 235H182L181 234V232H180V230H181V226H186L185 224H186V222H187V224H188V222L190 221V219L187 221V220H185V218H183V220L185 221L180 227V229H179V225L178 224H180L179 223V219H180V221H181V223L183 222L182 220H181V216H183L182 215V213H181V211H182V209H181V205L179 204V202H177V200L175 199V200H173L174 198H172L174 195H180L181 193L179 192L178 193V190L175 188V189H173V191L171 190L170 192H169V190H168V194L166 193H163L162 194V192H159L158 191V189H157V191L155 192ZM44 192V191H43ZM188 193V192H187ZM75 194H77V193H75ZM151 194H153V192L152 193H149L148 195H150L151 196ZM190 194V193H189ZM189 194H188V196H189ZM222 194H226L225 193V191L222 193ZM177 196H175V197H177ZM185 196V195H184ZM187 196V195H186ZM185 196V199L187 198ZM212 196V195H211ZM47 197V196H46ZM168 197H171V198H169L170 200H167L166 198H168ZM179 197V196H178ZM182 197H183V195L180 197L181 199V201H184V200H182ZM48 198V197H47ZM46 198V200H48ZM36 200V199H35ZM144 200V199H143ZM139 201V200H138ZM36 202V201H35ZM53 202V201H52ZM189 201L187 200V203H188ZM194 202V201H193ZM193 202H191V203H193ZM199 202V201H198ZM50 203V202H49ZM140 203V204H139ZM200 203V202H199ZM198 203V204H199ZM33 203H31V205H32ZM37 204H38V202H37ZM54 204V203H53ZM185 204H186V201H185ZM198 204H196L197 206H198ZM210 204V203H209ZM34 206H35V204H33ZM32 205V206H33ZM38 205H40V203L38 204ZM38 205H36V206H38ZM182 205H184V203L182 204ZM189 205V204H188ZM191 205H193V204H191ZM206 205V203L203 205V206H205ZM214 205V204H213ZM224 205V204H223ZM27 206V205H26ZM32 206H30V207H32ZM42 206V205H41ZM40 206V207H41ZM185 206V205H184ZM183 206V207H184ZM28 207H29V204H28ZM55 207V206H54ZM58 207V206H57ZM186 207V206H185ZM187 207H189V206H187ZM192 207H194V205L192 206ZM200 207H202V206H200ZM207 207V206H206ZM205 207V208H206ZM212 207V206H211ZM210 207V208H211ZM38 208V207H37ZM196 208V207H195ZM204 208V209H205ZM224 208H226V207H224ZM25 209V208H24ZM23 209V210H24ZM32 209V208H31ZM36 209V208H35ZM35 209H33V210H31L32 212L35 210ZM39 209V208H38ZM38 209H37V211H38ZM53 209H55V208H53ZM190 209H192L191 207H190ZM212 209V208H211ZM23 210H20V212L22 211V215H21V217H23V215H24V212L25 213H30V212H28V210H27V212L26 211H24L23 212ZM30 210V209H29ZM192 210H194V209H192ZM206 210V209H205ZM36 211V212H37ZM42 211H44V209L42 210ZM53 211H55V210H53ZM58 211V210H57ZM56 211V212H57ZM185 211H187V210H185ZM19 212V213H20ZM50 212H52L51 210H50ZM59 212V211H58ZM164 212V214H166V215H169L170 216V214H167V213H165V212H169V213H171V214H173L172 216H170V218L167 216V217H165V216H162V213ZM188 212V211H187ZM195 212V211H194ZM222 212V211H221ZM224 212V211H223ZM40 213H41V209H40ZM184 214H185V212H183ZM196 213V212H195ZM203 213H204V211H203ZM21 214V213H20ZM30 214H32V213H30ZM44 214V213H43ZM135 214V216H133ZM180 214V215H179ZM19 215V214H18ZM185 215H187V214H185ZM189 215V214H188ZM223 215V214H222ZM30 216V215H29ZM192 216V215H191ZM207 216V215H206ZM221 216V215H220ZM21 217L19 216H17V218L19 219L20 218V220H21ZM31 217H33V215H31ZM31 217H29V218H31ZM107 217V216H106ZM184 217V216H183ZM189 217H190V215H189ZM188 217V218H189ZM223 217H225V216H223ZM27 218H28V216H27ZM27 218H23L22 219V221L23 222H25V223H23L22 221H20V220H18V219H16L17 221H20L21 222V224H22V231L21 232H23L24 233V237H25V239L23 240V242H21V244L23 245V247L26 245V243L28 242V240H27V242H26V238H27V236H28V238L30 237L29 236V233H28V228H27V226L28 227H30V225L32 226V224H33V226L36 224L34 221H33V219L31 220V224H30V222H29V225H27L26 226V222L29 220H27L26 221V219ZM129 218H131V219H129ZM191 218V217H190ZM196 217H194L193 216V219H195ZM220 218V217H219ZM11 219V218H10ZM9 219V220H10ZM14 219H15V215H14ZM105 219V218H104ZM218 219V218H217ZM29 220V221H30ZM197 220V219H196ZM199 220V219H198ZM32 221H33V223H32ZM153 222L154 223V226H156V228L157 229H155V232H153V231H151V230H149L146 226V224H147V222ZM13 222V221H12ZM192 222V221H191ZM194 222H196V221H193V224H194ZM203 222H204V220H203ZM19 223V222H18ZM35 223V224H34ZM197 223H199V221L197 222ZM209 223V222H208ZM211 223H213V222H211ZM3 224H4V226H6L5 224L6 223H4L3 222ZM16 224H17V222H16ZM28 224V223H27ZM190 224V223H189ZM200 224V223H199ZM214 224V223H213ZM9 225V224H8ZM196 225V224H195ZM198 225V224H197ZM209 225V227L208 228H210V226H212V224H208ZM207 225V226H208ZM32 226V227H33ZM36 226V225H35ZM34 226V228L36 229H33L32 227V229L34 230V231H37V229L39 228V226H37L38 228H36ZM46 226V225H45ZM71 226L72 225H68V227H69V229L71 228ZM193 226V225H192ZM205 226V225H204ZM222 226H224V225H222ZM222 226H219V227H221L222 228ZM3 226H1V230L3 229L2 228ZM44 227V226H43ZM43 227H40V228H43ZM203 227V226H202ZM66 228V227H65ZM226 228V227H225ZM9 229V228H8ZM30 229V228H29ZM45 228H43V232L45 231V233H46V230H44ZM47 229V228H46ZM189 229H191V227L189 228ZM219 229V228H218ZM0 230V231H1ZM32 230V231H33ZM48 230V229H47ZM210 230V229H209ZM186 231H188V230H186ZM207 231V230H206ZM217 231H220V230H217ZM227 231V230H226ZM20 232V233H21ZM49 232V231H48ZM190 232H191V230H190ZM224 233H222L221 235V237L222 238H220V244H219V248H220V256H222V253L224 254V255H227L226 253H224L227 249V243L226 242H224L225 241V235H226V238H227V233L225 234V231H223ZM22 234V233H21ZM31 234V233H30ZM34 234H35V232H34ZM187 234H188V232H187ZM23 235V234H22ZM47 235V234H46ZM74 235V236H75ZM202 235V234H201ZM200 235V236H201ZM206 235V234H205ZM204 235V236H205ZM209 235V234H208ZM34 236V235H33ZM203 236V237H204ZM207 236V235H206ZM205 236V237H206ZM34 237H36V236H34ZM204 237V238H205ZM208 237V236H207ZM32 237H30V239H31ZM71 238H73V237H71ZM229 238V237H228ZM206 239V238H205ZM207 239H209V238H207ZM34 240H36V238L34 239ZM33 240V241H34ZM72 240V239H71ZM188 240H187V243H188ZM204 240V239H203ZM33 241H32V244H35V243H37V241H38V239L36 240V241H34L35 243H33ZM70 241V240H69ZM197 241V242H196ZM214 241V240H213ZM212 240H211V242H213ZM31 242V241H30ZM67 242H68V240H67ZM205 242H206V245L208 246L209 244H207V241L205 240ZM211 242H209L210 243V245H211V248H212V244H211ZM71 243V242H70ZM186 243V244H187ZM196 243H198V245H196ZM28 244V243H27ZM68 243H66V245H67ZM72 244V243H71ZM70 244V245H71ZM205 244V243H204ZM203 244V248H204V246H206V245H204ZM64 245V242H63V244H62V246ZM65 245V246H66ZM224 245H226L225 246V249H224ZM61 246V247H62ZM206 246V247H207ZM229 246V245H228ZM25 248V247H24ZM103 248L105 249H108L107 250V252L109 251V256H108V258H105L106 256H104L105 255V253L103 254ZM199 248V247H198ZM195 249V250H194ZM206 249V248H205ZM46 250H48V249H45V251ZM49 250H51V248L49 249ZM64 250V251H63ZM68 251L69 252V257H70V259H69V257H67V254L68 253H66L65 251ZM203 250V249H202ZM202 250H201V252H202ZM70 251H72L74 254H76V255H78L79 256V258L78 259H76V261L75 260H72V259H75V256L72 258L71 257V255H70ZM106 251V250H105ZM104 251V252H105ZM205 251V250H204ZM207 251V254L206 255H209V254H211V252H212V249H209V251H211V252H208V250H206ZM228 251V250H227ZM25 252V251H24ZM51 252V251H50ZM191 252H193V253H191ZM195 252V253H194ZM205 253V252H204ZM43 254H48V252H43ZM74 254H72V255H74ZM230 254V253H229ZM49 255H50V253H49ZM107 255V254H106ZM196 256V259L194 258V259H192V256ZM223 255V256H224ZM48 256V255H47ZM194 256V257H195ZM44 257V256H43ZM199 257V258H198ZM205 257V256H204ZM220 258V257H219ZM223 258V257H222ZM228 258V257H227ZM81 259V262H79V260ZM217 259V258H216ZM40 260V259H39ZM41 260H44V262H46V260H45V258H43V259H41ZM192 260V261H191ZM210 260H211V258H210ZM218 260V259H217ZM25 261V260H24ZM36 261H38V259L36 260ZM35 261V262H36ZM53 261V260H52ZM197 261H195V262H197ZM206 261V260H205ZM42 262V261H41ZM58 262V263H59ZM209 262V261H208ZM207 262V263H208ZM219 262V261H218ZM52 262H50V264H51ZM53 263H54V261H53ZM55 263H56V261H55ZM54 263V264H55ZM57 263V264H58ZM110 263V264H111ZM206 263V264H207ZM221 263H222V260H221ZM22 264H24V263H22ZM34 264H36V263H34ZM37 264H38V262H37ZM40 264V263H39ZM47 264V263H46ZM49 264V263H48ZM193 264H195V263H193ZM198 264V263H197ZM201 264V263H200ZM210 264H211V261H210ZM216 264V263H215ZM220 264V263H219ZM223 264V263H222ZM257 264H260V262L259 263H257ZM262 264V263H261ZM264 264V263H263Z\"/></svg>","mask_w":264,"mask_h":264},{"label":"crops","instance_id":"3","mask_svg":"<svg viewBox=\"0 0 264 264\" xmlns=\"http://www.w3.org/2000/svg\"><path fill=\"white\" fill-rule=\"evenodd\" d=\"M192 73L193 71L182 76V79H178L175 86L186 82ZM192 124L190 129L185 128V133L182 138L167 141L168 165L166 163L163 164L166 172L175 173L176 177L186 178L185 182H188V178H191L190 182L192 185H190L194 188H192V202H200L203 205L206 203L207 206L206 208L204 207L206 210L203 208L202 212H199V214H202V218H218V224L224 225L222 226L224 229L228 227L247 229L248 226L243 221L254 217L256 218V215L260 214L263 216V224L261 227L264 229V109L258 113H256V110H248L243 98L235 92L232 94L230 107L222 114H219L217 119H199L198 122L194 121ZM224 152L225 155H223ZM202 155L205 157H201ZM188 156L193 157L191 159L189 158V162L187 161L189 160ZM220 156L223 157L221 158ZM201 158L204 160L202 159V161ZM210 158H212L211 161ZM221 161L226 162V164L228 162V166L226 165L227 167H224L225 163ZM209 162H212L211 165H214L209 166ZM185 164L187 167H182ZM200 166L201 168H199ZM206 167L208 168L206 169ZM215 169L216 173L213 172V175L209 170L213 171ZM200 173L203 174L200 175ZM209 173L211 174V179L207 176ZM216 175L217 178H215ZM213 178L216 180L213 181ZM213 182H216V185ZM195 183H200L198 185H201V187H197L198 185L196 186ZM186 184L184 186H188V183ZM211 184L215 186L207 187V185L209 186ZM56 185L53 186L59 187ZM62 188L67 194L66 197L59 198L57 194H53L54 196L57 195V199L61 201L68 197L66 188ZM224 191L226 194H222ZM18 214L19 210H15L9 216L0 218V230L1 226H3V229L0 231V264H33L26 258L23 260L17 259V253L27 255L28 252V245H25L24 248L20 240L19 243L17 241L15 231ZM213 214H215L214 217H212ZM226 221H230V223L228 224ZM3 222L6 223V226H4ZM257 227L260 226L257 225L255 229ZM68 232L71 233L73 231L68 229ZM209 232L210 230L202 234H211ZM240 234L247 235L250 233L240 232ZM53 261L54 263L56 261L55 264L59 262L57 260ZM53 261H51V264H54Z\"/></svg>","mask_w":264,"mask_h":264}]
</instances>
